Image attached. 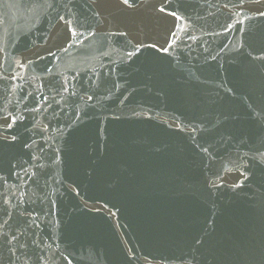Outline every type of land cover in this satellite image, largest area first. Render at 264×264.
<instances>
[{
  "label": "water",
  "instance_id": "95a60500",
  "mask_svg": "<svg viewBox=\"0 0 264 264\" xmlns=\"http://www.w3.org/2000/svg\"><path fill=\"white\" fill-rule=\"evenodd\" d=\"M4 220L0 264H264V0H0Z\"/></svg>",
  "mask_w": 264,
  "mask_h": 264
},
{
  "label": "snow or ice",
  "instance_id": "6c2138e0",
  "mask_svg": "<svg viewBox=\"0 0 264 264\" xmlns=\"http://www.w3.org/2000/svg\"><path fill=\"white\" fill-rule=\"evenodd\" d=\"M123 2H124V4H128L129 3V0H123ZM159 12H161V13H164L165 11H166V6L165 5H161L158 9H157ZM169 15H171V16H176V13L175 12H171V13H168ZM60 19L61 20H63L64 19V17H60ZM144 45H141L140 47H143ZM150 47H156L155 45H150ZM140 50V48L138 47L137 49H136V51L135 52H131V53H129L128 55L131 57V56H134V55H136V53L138 52ZM164 51H168V49L167 48H165V49H163ZM65 90H67V89H65ZM74 94V93H73ZM44 99H47V97H45ZM8 120H12L13 121V123H15V121H16V117H14V116H12V115H9V116H7V117H5L4 118V123H5V125H6V127H8V128H11V127H13V123H8ZM13 139H15V137H13ZM204 151H207V149H204ZM10 218V217H9ZM8 225V221L7 220H4L2 223H0V227H6ZM6 235V234H5ZM13 239H16V236L15 235H13V237H12Z\"/></svg>",
  "mask_w": 264,
  "mask_h": 264
}]
</instances>
